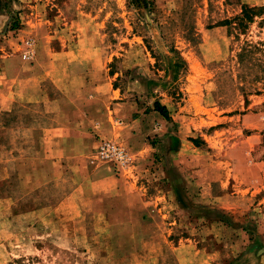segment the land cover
<instances>
[{"label":"rangeland","instance_id":"obj_1","mask_svg":"<svg viewBox=\"0 0 264 264\" xmlns=\"http://www.w3.org/2000/svg\"><path fill=\"white\" fill-rule=\"evenodd\" d=\"M244 5L264 0H0V264H264V12L241 28ZM92 162L134 180V212L101 206Z\"/></svg>","mask_w":264,"mask_h":264},{"label":"crops","instance_id":"obj_2","mask_svg":"<svg viewBox=\"0 0 264 264\" xmlns=\"http://www.w3.org/2000/svg\"><path fill=\"white\" fill-rule=\"evenodd\" d=\"M3 93L4 94L2 96H5L6 99L11 98L10 96L7 97L8 91L5 90ZM5 102L6 103H4V105H3V103L1 105L2 110H3V108H6L4 106H6L8 103H10V101H5ZM52 112H54V111H52ZM152 112H154V111H152ZM66 114H68V115H63L62 117H64V116L70 117L69 118L70 120H67L66 123L62 122V123H64L63 127L65 129H70L71 126L73 125V121H71L72 116H71V113H69V112ZM54 115L56 116L55 112H54ZM76 117H78V116L76 115ZM66 133L68 134L70 132L65 130L64 135ZM59 140H60V138H59ZM57 144H58V142H55V141L50 142L49 150H55L56 148H58ZM60 144H61L60 148L66 149L68 151L71 148V146L62 145V144H64V142H61ZM67 160H68L67 162H70L71 157L68 156ZM92 165H94V166H92ZM92 165H90V168L87 167L88 168V170L86 171L88 174V176L86 177L87 181L88 182L90 181L89 183H92L93 186L96 187V189L101 191V192H99L101 196L106 194L107 192H109L108 194H110L107 196L105 195L106 200L101 203V206L102 205L104 206L105 204L107 205L110 203L111 206H114L115 208H121L122 210H124L127 213L134 212L135 208L139 207V206H137L133 203L130 204L128 202L130 195H132V193L135 191V192L139 193L140 196H143V193H142V191H140L137 184H135V188L130 186L134 180L133 179L126 180L123 177L114 176V174L111 172V168H110L109 164H105V163H100V164L94 163L93 164V162H92ZM82 167H83V165L81 164L79 166V169H82ZM78 188H80V186ZM128 193L130 195H128Z\"/></svg>","mask_w":264,"mask_h":264},{"label":"built area","instance_id":"obj_3","mask_svg":"<svg viewBox=\"0 0 264 264\" xmlns=\"http://www.w3.org/2000/svg\"><path fill=\"white\" fill-rule=\"evenodd\" d=\"M25 44L23 57L31 60L34 58V42L27 40ZM97 153L100 158L114 163L119 170H125L132 161V153L129 149L108 141L101 142Z\"/></svg>","mask_w":264,"mask_h":264},{"label":"trees","instance_id":"obj_4","mask_svg":"<svg viewBox=\"0 0 264 264\" xmlns=\"http://www.w3.org/2000/svg\"><path fill=\"white\" fill-rule=\"evenodd\" d=\"M130 1L134 2V3H141L142 2V0H130ZM263 12H264V5H260V6L244 5L242 7L241 13L238 16H236L235 19L238 20L237 21L238 25L241 28H244V27H246V24L249 21H252V18L255 15H259ZM172 66L174 67V76H176L179 73L180 69H185V61L180 56H178L177 59L174 62H172ZM153 110L157 111L165 119L168 118V112H167L166 107L164 105H162L161 103H159L158 101L154 102Z\"/></svg>","mask_w":264,"mask_h":264}]
</instances>
